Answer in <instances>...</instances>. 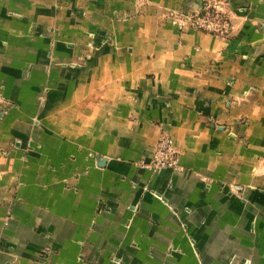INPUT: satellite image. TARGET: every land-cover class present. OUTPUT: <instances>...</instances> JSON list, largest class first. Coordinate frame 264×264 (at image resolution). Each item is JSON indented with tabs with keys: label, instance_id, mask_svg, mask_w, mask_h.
<instances>
[{
	"label": "crops",
	"instance_id": "1",
	"mask_svg": "<svg viewBox=\"0 0 264 264\" xmlns=\"http://www.w3.org/2000/svg\"><path fill=\"white\" fill-rule=\"evenodd\" d=\"M207 1L0 0V264H264V0Z\"/></svg>",
	"mask_w": 264,
	"mask_h": 264
},
{
	"label": "built area",
	"instance_id": "2",
	"mask_svg": "<svg viewBox=\"0 0 264 264\" xmlns=\"http://www.w3.org/2000/svg\"><path fill=\"white\" fill-rule=\"evenodd\" d=\"M225 4L223 0L207 1L197 10L171 12L168 18L180 31L191 29L227 36L232 30V24ZM143 165L154 170L164 168L181 170L177 150L169 135L163 131L160 132L152 158Z\"/></svg>",
	"mask_w": 264,
	"mask_h": 264
}]
</instances>
